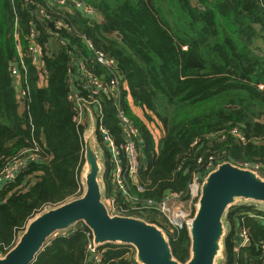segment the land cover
Wrapping results in <instances>:
<instances>
[{"label": "trees", "instance_id": "obj_1", "mask_svg": "<svg viewBox=\"0 0 264 264\" xmlns=\"http://www.w3.org/2000/svg\"><path fill=\"white\" fill-rule=\"evenodd\" d=\"M79 1L99 19L45 0H0V174L24 151L39 149L38 161L0 185V254L47 207L83 195L84 136L91 126L88 115L84 124L76 120V99L91 93L75 61L112 85L115 76L96 61L97 52L116 61L115 74L126 85L119 97H97L104 126L120 149V105L140 132L138 183L124 176L136 202L115 186L110 152L96 133L105 157L104 197L126 216L164 228L175 258L185 264L191 250L187 227L170 225L157 211L138 212L171 193L189 200L193 175L204 173L211 158L259 165L264 177V0ZM34 48L41 51L36 63ZM120 159L127 169L122 150ZM259 204L229 209L219 264H264ZM242 231L250 242L245 247ZM89 234L82 224L59 233L34 264H137L129 245L106 244L98 257L88 254Z\"/></svg>", "mask_w": 264, "mask_h": 264}, {"label": "water", "instance_id": "obj_2", "mask_svg": "<svg viewBox=\"0 0 264 264\" xmlns=\"http://www.w3.org/2000/svg\"><path fill=\"white\" fill-rule=\"evenodd\" d=\"M95 128L92 126L84 136V195L32 219L16 245L0 258V264H34L49 240L79 224L90 231L98 247L132 246L137 264H183L175 258L170 239L159 226L135 217L110 214L103 201L101 178L105 167ZM240 201L264 204V177L223 163L203 181L196 213L187 224L191 250L185 264L218 263L224 253L227 213ZM249 244L248 240L246 246Z\"/></svg>", "mask_w": 264, "mask_h": 264}, {"label": "built area", "instance_id": "obj_3", "mask_svg": "<svg viewBox=\"0 0 264 264\" xmlns=\"http://www.w3.org/2000/svg\"><path fill=\"white\" fill-rule=\"evenodd\" d=\"M49 4H56L60 7H72L73 9L79 11L82 13L85 17L93 20H98L99 16L97 14V11L94 10L93 8L89 7L88 5L84 4L83 2L79 0H45ZM62 22H58L57 26L59 28L63 27ZM33 36V35H32ZM87 45L90 48L91 51L94 52V47L92 43L87 41ZM40 49L39 48H34L33 53V61L34 63L37 62L39 55H40ZM94 56L96 61L101 64L105 69H107L109 72H111L115 76V80L112 85H108L105 83L102 79L97 78L94 74H92L90 71L87 70L85 64L82 61H75V63H78L79 65V73H80V79L83 80L84 84V89L88 90L91 95L89 99H76V105L78 108V116L76 120L80 124L83 121L84 113L88 112L91 110V107L95 104L99 105L97 102V97L100 96L101 94L103 95H115L116 97H119L123 85V81H120L119 78L116 76V69H117V63L113 58L107 57L106 55L102 53H97L94 52ZM12 71L15 73L16 77L18 78V82L21 83V76L19 74L17 66L12 67ZM27 93L25 90L22 89L20 92V96L26 97ZM71 100H75L73 97ZM117 114H118V119L121 123L122 126V136L124 137V143L122 144L121 148L119 149L114 138L112 137L110 131L104 126L103 124V119L100 117V119L97 121V126H96V131L100 133L104 144L108 148L110 155H111V162L114 166V181H115V186L118 188L119 191H121L125 199L129 201H137V198L134 197L130 192V187L126 183L124 176L129 175L132 179H136L137 175L139 173V146H138V140H140V132L138 128L134 125V123L131 121V119L126 115V113L122 110L120 105L117 106ZM234 135L240 137L241 140L245 141V139L240 136L239 132L237 130L233 131ZM121 150L124 152V157L127 160V169L123 168L122 163H121ZM39 149H34V150H27L24 151L17 156L0 174V185L2 183H8L17 178V176L20 174L21 171H23L31 162H35L39 160ZM199 162H202V159L199 160ZM226 163V162H224ZM223 163H217L216 159L211 158L208 165L205 167L204 173L200 174H194L192 181L189 185V194L191 198L194 201H197V204H195V208L197 209L198 205V200L201 195V189H202V184L204 179L213 171L217 169L218 166L222 165ZM242 169L245 170H251L254 171L258 174H260V166L255 165L251 166L250 164H244V165H236ZM139 191L143 192V189L140 188ZM181 195L179 194H169L168 197L165 198L160 203H154L152 201H148L147 204L143 209H141L138 213L141 215H145L150 213L151 211H157L164 216V211L166 209V204L169 206L170 201H174ZM134 199V200H133ZM103 201L107 208L110 211V214L112 216H126L124 211H120L117 209V206H115V200L114 199H108V198H103ZM137 213V214H138ZM177 213V216L173 218V222L176 223L174 225L170 219L166 220L169 224L173 225L174 227L178 229H182L184 226L187 227V224L192 220L190 218V214H184L181 209H178L175 211L174 214ZM136 214V215H137ZM130 217H135L138 219H142L147 221L146 219H143L141 217L137 216H130ZM148 222V221H147ZM90 238V243L88 245V254H97L96 257H98V246L95 245L93 238L91 236V233L88 235ZM240 237L243 239L241 247H245L246 243L248 241L247 238V233L245 231H242L240 234ZM9 249V248H8ZM6 249L5 251L9 250ZM7 252V253H8ZM6 255V254H5ZM100 262V261H98Z\"/></svg>", "mask_w": 264, "mask_h": 264}, {"label": "rangeland", "instance_id": "obj_4", "mask_svg": "<svg viewBox=\"0 0 264 264\" xmlns=\"http://www.w3.org/2000/svg\"><path fill=\"white\" fill-rule=\"evenodd\" d=\"M16 79L18 80L17 77H16ZM82 123H85V122L82 121ZM157 129L161 132L160 128H157ZM159 138H160V136H159ZM99 149H100V154H101V157H102V163H103V165H104L105 157H104V154H103V151H102L101 147H99ZM104 166H105V165H104ZM193 176H194V175H193ZM192 178H193V177H192ZM193 179H194V178H193ZM101 182H102V184H103V176H102V178H101ZM103 191H104V184H103ZM84 193H85V187H84V184H83V188H82V192H81V194L84 195ZM83 195H82V196H83ZM189 195H190V194H189ZM70 201H71V200H70ZM242 203H243L244 205H246L247 203L249 204V202L240 201V202L238 203V205H240V204H242ZM251 203H252V202H251ZM168 204H169V206L166 204V209H165V211H164L163 214H164V216H165L167 219H170L171 222H172L174 225H176V223L173 222V218L177 216V213L174 214L176 210L181 209L183 212H185L184 214L189 213L191 219H193V217H194V216H193L194 212L196 213L195 204H197V202L194 201V200L191 198V196H190V199H189V200H183L182 197L180 196V197H178L177 199H175L174 201H170ZM258 204H259V203H258ZM259 205H260L262 208H264V204H259ZM49 209H51V208H50V207H47L43 212H45V211H47V210H49ZM43 212H41L40 214H42ZM194 215H195V214H194ZM168 222H169V220H168ZM172 226H173V225H172ZM160 228L166 232V230H165L164 228H162V227H160ZM238 229H239V231H240V227H239ZM22 234H23V233H21V232L18 233V236H17V242H18V240H19V238L21 237ZM95 255H97V254L95 253ZM3 256H4V255L1 254V255H0V258H2ZM221 259H222V257H221ZM221 259H220V260H221ZM220 260L218 261L217 264L220 263Z\"/></svg>", "mask_w": 264, "mask_h": 264}, {"label": "crops", "instance_id": "obj_5", "mask_svg": "<svg viewBox=\"0 0 264 264\" xmlns=\"http://www.w3.org/2000/svg\"><path fill=\"white\" fill-rule=\"evenodd\" d=\"M123 88L126 89V85L125 84L123 85ZM87 115L89 116L88 119H89V122H90V126L92 127V126L95 125V127H96L97 126L96 125L97 124V121L100 119V117L103 116L102 105L99 104V105H97V108H94V109L91 108L90 111L85 112L84 113V117H83V121L84 122L87 121ZM140 115H142V113H140ZM91 127H90V129H91ZM160 130H161V132L156 128V134L154 133L157 141L160 140L163 137V134H164L163 133V130H162V127L160 128ZM159 136H160V138H159ZM200 174L198 173L199 176H200Z\"/></svg>", "mask_w": 264, "mask_h": 264}]
</instances>
